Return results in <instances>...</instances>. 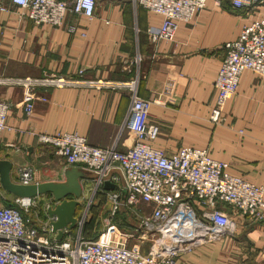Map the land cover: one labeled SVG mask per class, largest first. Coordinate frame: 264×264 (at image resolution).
Instances as JSON below:
<instances>
[{
    "label": "crops",
    "instance_id": "1",
    "mask_svg": "<svg viewBox=\"0 0 264 264\" xmlns=\"http://www.w3.org/2000/svg\"><path fill=\"white\" fill-rule=\"evenodd\" d=\"M2 7L6 11L0 9V75H81L113 81L138 77L139 97L152 103L149 120L161 128L157 148L166 155L187 147L208 149L212 158L228 165L230 174L264 187V79L245 71L221 121L210 120L225 45L246 25L264 20V4L248 11L233 9L230 0H208L194 20L179 23L172 41L157 43L150 31L161 27L162 16L131 0H96L94 17L68 13L62 27L20 22L12 0H0ZM138 56L142 61L134 63ZM0 100L10 103L0 160L12 163V179L18 183L25 169L31 170V184L64 182L71 168L86 172L68 166L52 146L40 144L39 134L77 133L91 146L120 152L134 143L135 134L126 128L131 97L125 92L51 89L30 95L1 88ZM28 103L34 104L31 117L25 111ZM83 184L77 217L92 198V184ZM118 190L114 186L108 191ZM40 199L50 202L51 197ZM229 213L234 235L200 247L179 264H264V220L254 223L236 211Z\"/></svg>",
    "mask_w": 264,
    "mask_h": 264
},
{
    "label": "built area",
    "instance_id": "2",
    "mask_svg": "<svg viewBox=\"0 0 264 264\" xmlns=\"http://www.w3.org/2000/svg\"><path fill=\"white\" fill-rule=\"evenodd\" d=\"M131 1L162 16L161 27L150 31L152 42L157 43L172 41L179 23L194 20L208 0ZM230 3L233 9L250 11L263 5L264 0ZM12 4L20 22L30 21L36 26L62 27L68 13L88 18L96 13V0H12ZM141 61L140 56L134 59V63ZM245 71L264 79V20L246 25L235 41L225 45V57L215 81L217 99L211 122L221 121ZM1 88H18L30 95L51 89L128 93L131 107L126 128L135 134V139L125 152L115 147L91 146L77 133L37 137L40 144L52 146L68 166L80 167L89 174L86 183L93 186L92 200L105 195L113 216L124 208L136 209L133 211L138 223L134 230L125 232L112 223V216L105 231L95 240H88L83 236L84 213L78 217L76 229L65 230V238L57 241L47 214L53 206L52 199L41 202L40 197H15L11 206L0 207V264H179L200 247L221 243L234 235L236 226L229 211L254 223L264 220V187L230 174L228 165L212 158L208 149L187 147L175 155H166L156 147L161 128L149 120L152 103L139 97L138 77L113 81L81 75H0ZM9 110L10 103L0 100V142L9 129ZM25 111L31 117L34 104L28 103ZM21 180L22 184H31V170H23ZM106 183L121 190H105ZM141 207L149 212L144 213ZM148 242L145 252L143 247Z\"/></svg>",
    "mask_w": 264,
    "mask_h": 264
},
{
    "label": "water",
    "instance_id": "3",
    "mask_svg": "<svg viewBox=\"0 0 264 264\" xmlns=\"http://www.w3.org/2000/svg\"><path fill=\"white\" fill-rule=\"evenodd\" d=\"M12 163L8 160H0V187L1 189L18 198H36L49 196L53 206L47 210L52 233L57 241L65 238V230L73 231L78 223L77 210L81 206L84 194L83 182L90 179L88 173L76 168L65 172L64 182H45L38 184H22L12 179ZM106 190H113L110 183L105 184Z\"/></svg>",
    "mask_w": 264,
    "mask_h": 264
},
{
    "label": "rangeland",
    "instance_id": "4",
    "mask_svg": "<svg viewBox=\"0 0 264 264\" xmlns=\"http://www.w3.org/2000/svg\"><path fill=\"white\" fill-rule=\"evenodd\" d=\"M101 195H103V194H100L94 200H92V198H90V201H86L83 204L84 210H85L83 212L86 215L84 225L88 224L91 220L94 219L93 224H92L93 235H96L97 237L103 231H105L110 219H112V216H113L110 203L106 199H104L105 197H101ZM11 198H12V195L4 192L0 187V207L6 206L7 204H9L10 203L9 201L11 200ZM140 209L144 213L149 212L146 208L141 207ZM133 210L137 211L136 209H133ZM133 210L124 208L121 212L118 211L113 216L114 220L112 223L119 226L125 232H131L132 230L135 229V227L138 223L136 217L134 216ZM83 214H81L80 217H82ZM96 238H92V239L88 238V240H95ZM149 246H150V243L148 242L146 245H144L143 251L146 252Z\"/></svg>",
    "mask_w": 264,
    "mask_h": 264
},
{
    "label": "trees",
    "instance_id": "5",
    "mask_svg": "<svg viewBox=\"0 0 264 264\" xmlns=\"http://www.w3.org/2000/svg\"><path fill=\"white\" fill-rule=\"evenodd\" d=\"M6 206H11V203L7 204ZM81 211H82V207H79L77 210V216L80 215ZM93 221H94V219L91 220L88 224L84 225V227H83V236H84V238L87 237L86 239H88V238L92 239V238L97 237L96 235H93V226H92Z\"/></svg>",
    "mask_w": 264,
    "mask_h": 264
}]
</instances>
